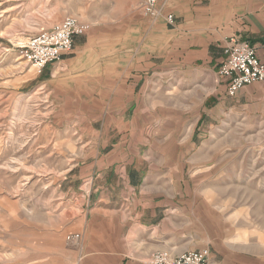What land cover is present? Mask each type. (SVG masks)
I'll return each instance as SVG.
<instances>
[{
  "label": "rangeland",
  "instance_id": "rangeland-1",
  "mask_svg": "<svg viewBox=\"0 0 264 264\" xmlns=\"http://www.w3.org/2000/svg\"><path fill=\"white\" fill-rule=\"evenodd\" d=\"M233 1L156 18L139 0H0V264H83L97 161L134 172L130 196L177 202L191 243L264 264V85L230 97L191 45L235 26ZM68 17L89 25L99 63L37 71L21 47Z\"/></svg>",
  "mask_w": 264,
  "mask_h": 264
},
{
  "label": "crops",
  "instance_id": "crops-1",
  "mask_svg": "<svg viewBox=\"0 0 264 264\" xmlns=\"http://www.w3.org/2000/svg\"><path fill=\"white\" fill-rule=\"evenodd\" d=\"M180 1L169 0L164 11L175 9ZM234 2L240 12L233 28L226 29L216 37L197 38L191 42V45L206 46L209 55L207 62L217 61V75L225 60V40L231 36L250 41L257 47L258 55L264 62V0H234L233 5ZM167 14L176 16L173 12ZM87 39L77 37L71 54L53 66L59 64V68H62L72 64L86 69L84 63L88 60L98 64L102 54L93 50ZM191 55V63L194 64L203 54L192 51ZM88 72L90 75H99L96 67H89ZM220 80L228 95L226 81L221 77ZM91 168L94 169L97 181L92 182L91 194L83 195L87 202H92L93 207L90 219L83 227V264H146L156 252H166L175 258L185 252L204 248L211 251L203 243L204 240L191 243L190 218L188 221L180 220L177 202L171 200L168 205L161 199V195L146 190L139 195H129L131 190L139 187V181L133 178L134 172L121 177L119 169L122 167L112 162L97 161ZM231 253L229 256L222 249L213 247L212 260L214 264H252L250 259L236 255L234 248Z\"/></svg>",
  "mask_w": 264,
  "mask_h": 264
},
{
  "label": "built area",
  "instance_id": "built-area-1",
  "mask_svg": "<svg viewBox=\"0 0 264 264\" xmlns=\"http://www.w3.org/2000/svg\"><path fill=\"white\" fill-rule=\"evenodd\" d=\"M169 0H139L145 15L162 16L163 8ZM173 24L174 15H166ZM89 25L75 17H68L52 29L41 31L31 36L21 47V55L37 71L48 65L60 62L64 56L71 54L75 39L84 36ZM225 60L218 74L227 83L230 97H236L245 87L254 84L264 85V62L258 55L256 46L249 41H241L236 37L228 38L224 47ZM147 264H214L210 249L185 252L178 257L167 253L154 254Z\"/></svg>",
  "mask_w": 264,
  "mask_h": 264
}]
</instances>
